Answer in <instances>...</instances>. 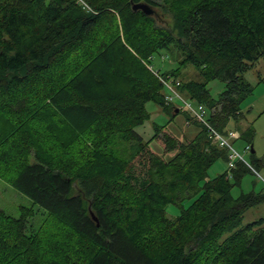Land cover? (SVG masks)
<instances>
[{
  "label": "trees",
  "instance_id": "trees-1",
  "mask_svg": "<svg viewBox=\"0 0 264 264\" xmlns=\"http://www.w3.org/2000/svg\"><path fill=\"white\" fill-rule=\"evenodd\" d=\"M138 3L170 23L134 11ZM163 50L180 59L157 77ZM259 60L264 0H0V179L46 212L27 235L32 209L18 219L0 209V264H264L263 219L220 241L264 202V192L231 196L262 167L252 125L238 139L252 147L248 165L211 180L228 151L190 114L200 127L191 138L155 129L162 154L134 132L148 102L181 112L160 79L191 65L199 80L176 90L211 110L207 123L223 134L243 117L253 89L243 75ZM212 80L225 85L217 100ZM116 134L132 142L129 160L105 151ZM169 205L180 209L174 219Z\"/></svg>",
  "mask_w": 264,
  "mask_h": 264
},
{
  "label": "rangeland",
  "instance_id": "rangeland-1",
  "mask_svg": "<svg viewBox=\"0 0 264 264\" xmlns=\"http://www.w3.org/2000/svg\"><path fill=\"white\" fill-rule=\"evenodd\" d=\"M154 17L159 25H168L170 18L163 14L158 8H154ZM180 57L175 51L174 53L161 51L159 54L153 57V72L157 77V74L164 73L175 69L178 65ZM169 77V76H168ZM166 77V78H168ZM172 78L173 82H180L184 80H199L197 70L191 66H186L180 73L178 79ZM244 81L248 83L253 89L252 94L249 95L241 104V113L243 117L234 121L231 120L225 132L222 135L227 136L228 130L243 131L247 127L251 126L254 129V137L252 146L254 150V156L256 159L262 161V167L258 171L247 173L241 180L239 186H234L231 190V196L237 198L241 193L247 194L250 192L259 193L264 192V63L262 60L257 61L254 66L249 69L243 75ZM207 89L214 100H217L220 94L224 91L225 85L219 80H212L207 84ZM182 96L184 94L179 93ZM192 103L193 106L197 105L194 101L186 99ZM174 105L177 108L183 106L182 101L174 99ZM204 106V105H203ZM208 111L209 109L204 106ZM148 118L141 124L134 128V132L143 140L149 141V146L155 153L162 154V146L156 139H153L155 129L158 127L166 126L167 130L173 133L177 138H191L199 130L200 127L187 121V114L183 111L177 114L176 117H172L171 114L164 112L160 106L155 103L148 102L145 106ZM189 115V114H188ZM132 143V142H131ZM131 143L125 141L116 134L112 137L109 144L105 148V151L111 152L117 157L123 160H129L132 151L130 149ZM245 143L241 140L234 141V147L244 157V160L250 162V153L244 152ZM173 156V153H167L166 159ZM228 170L226 161L218 159L208 170L206 180H211ZM189 202H185L184 206L187 207ZM0 209L3 210L9 216L18 219L21 216L22 209H32L33 215H31L26 223L25 234L30 235L34 231H37L46 218V212L34 205L28 197L22 195L16 191L12 186L0 179ZM180 213V209L177 206L169 205L166 208L167 217L170 219L176 218ZM264 221V202L249 207L243 213V219L241 225L231 231L227 232L220 239L222 242L229 238L235 231L245 227L248 224L259 221Z\"/></svg>",
  "mask_w": 264,
  "mask_h": 264
},
{
  "label": "built area",
  "instance_id": "built-area-1",
  "mask_svg": "<svg viewBox=\"0 0 264 264\" xmlns=\"http://www.w3.org/2000/svg\"><path fill=\"white\" fill-rule=\"evenodd\" d=\"M160 80L166 90V93L164 96V100L166 104L173 103L174 99H178L182 101L183 106L181 107V109L183 111L190 113L197 121L202 123L207 128L208 137L211 140V142L213 144L218 145L219 147H223L227 149L229 170H232L235 168L237 161L244 162V159L235 150L232 144L233 141L238 140L240 137V134L237 131H228L227 136L220 134L215 129L211 128L209 124L207 123V117H208L209 111H207L203 105L197 104L193 106L191 102L184 99L179 94V92L176 90V88L179 86V82H173L172 78L170 77L161 78ZM249 150H250V146L249 145L245 146L244 151L248 152Z\"/></svg>",
  "mask_w": 264,
  "mask_h": 264
},
{
  "label": "water",
  "instance_id": "water-1",
  "mask_svg": "<svg viewBox=\"0 0 264 264\" xmlns=\"http://www.w3.org/2000/svg\"><path fill=\"white\" fill-rule=\"evenodd\" d=\"M132 9L134 11L141 10L145 15H148V16L153 14V10L147 4H143V3H138V4L133 5ZM175 112L177 113L178 110L176 109ZM92 217L95 221H97V219L93 215Z\"/></svg>",
  "mask_w": 264,
  "mask_h": 264
}]
</instances>
